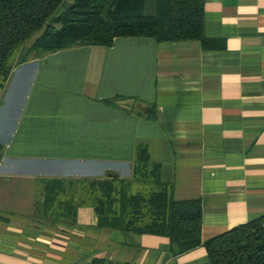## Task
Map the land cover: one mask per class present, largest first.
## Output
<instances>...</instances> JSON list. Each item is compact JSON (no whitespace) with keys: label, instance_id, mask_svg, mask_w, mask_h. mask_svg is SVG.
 <instances>
[{"label":"crops","instance_id":"1","mask_svg":"<svg viewBox=\"0 0 264 264\" xmlns=\"http://www.w3.org/2000/svg\"><path fill=\"white\" fill-rule=\"evenodd\" d=\"M205 39L117 37L14 56L0 86V264H211L165 236L34 215L41 180L131 179L137 145L176 200H199L201 240L264 214V0H205Z\"/></svg>","mask_w":264,"mask_h":264},{"label":"trees","instance_id":"2","mask_svg":"<svg viewBox=\"0 0 264 264\" xmlns=\"http://www.w3.org/2000/svg\"><path fill=\"white\" fill-rule=\"evenodd\" d=\"M204 4L205 0H0V86L18 51L22 63L32 54L77 45L111 46L117 37L203 41ZM137 183L144 187L133 190ZM41 186L34 215L43 223L73 224L77 208L90 204L100 228L165 236L175 255L203 245L211 264H264V214L203 242L199 200L173 197L172 183L162 179L160 164L150 161L145 145L136 147L131 179L107 173L97 179H45ZM90 264L129 263L94 258Z\"/></svg>","mask_w":264,"mask_h":264},{"label":"rangeland","instance_id":"3","mask_svg":"<svg viewBox=\"0 0 264 264\" xmlns=\"http://www.w3.org/2000/svg\"><path fill=\"white\" fill-rule=\"evenodd\" d=\"M68 1H70V0H68ZM39 33H40V31L37 32L36 34H34L29 40H27L25 42V45L26 46H29L31 44V42H33V40L35 39V37L39 35ZM14 56H15V54L11 57L10 62H13L14 61ZM135 187L141 188V187H144V185L142 183H137V184L134 185L133 190L136 189Z\"/></svg>","mask_w":264,"mask_h":264}]
</instances>
